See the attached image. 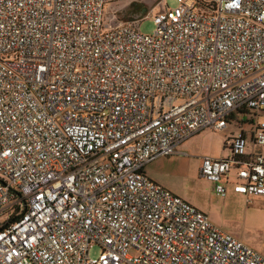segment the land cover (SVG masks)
I'll return each instance as SVG.
<instances>
[{
	"label": "built area",
	"instance_id": "obj_1",
	"mask_svg": "<svg viewBox=\"0 0 264 264\" xmlns=\"http://www.w3.org/2000/svg\"><path fill=\"white\" fill-rule=\"evenodd\" d=\"M123 1L0 0V264H264L144 173L241 122L199 176L264 197V0Z\"/></svg>",
	"mask_w": 264,
	"mask_h": 264
},
{
	"label": "rangeland",
	"instance_id": "obj_2",
	"mask_svg": "<svg viewBox=\"0 0 264 264\" xmlns=\"http://www.w3.org/2000/svg\"><path fill=\"white\" fill-rule=\"evenodd\" d=\"M163 5L174 9L178 3L177 0H164ZM150 10L157 13L162 10V6L157 5L156 0H144L117 2L107 8L109 14L114 13L117 20L124 23ZM154 30L151 17L144 19L138 26V31L143 35H151ZM261 120H264V116H261ZM187 145L183 153L164 158L171 163L160 172L165 189L205 213L221 231L253 247H264V198L246 199L232 194H227L225 198L216 196L214 185H209V181L201 178L197 172L199 158L208 157L213 150H218L215 136L210 131H204L191 138ZM98 253L99 249L93 247L91 258H96Z\"/></svg>",
	"mask_w": 264,
	"mask_h": 264
},
{
	"label": "crops",
	"instance_id": "obj_3",
	"mask_svg": "<svg viewBox=\"0 0 264 264\" xmlns=\"http://www.w3.org/2000/svg\"><path fill=\"white\" fill-rule=\"evenodd\" d=\"M250 129V126L246 123H241V122H233L232 124L228 125L226 127V129L224 130L223 133H214L211 132V134L213 133V135L216 138V147L218 148V150H213L208 157L210 158H223V157H227L228 156V151L227 149L224 148L225 145V139L227 136L229 135H239L242 133V135L244 137L247 138L248 136V131ZM204 132V131H203ZM202 133V132H201ZM199 133V134H201ZM197 134V135H199ZM196 136V135H195ZM194 137V136H193ZM192 137V138H193ZM191 139V138H190ZM188 139L186 142H184L183 144H181L178 148H177V154L179 155L180 153H183V150H185V147H187L188 145V141L190 140ZM251 143H249L250 146ZM252 146V145H251ZM252 152L257 155V154H261L264 153V150L258 146H252ZM176 154V155H177ZM168 165H171L170 161L168 160H164V158H159L157 160H155L154 162L148 164L145 168H144V173L145 175L152 180L153 182H155L156 184H158L159 186L164 187V184L161 181V177H160V172L165 169ZM201 165V158H199V161H197V172L199 175V168ZM209 185H212V183L208 182ZM227 194H232L234 196L237 197H241L242 195H238L233 193L232 188L228 187L227 189ZM227 196V195H226ZM244 197V196H243ZM245 198V197H244ZM264 198V197H262ZM247 199V198H246ZM205 214V213H204ZM208 217V216H207ZM209 218V217H208ZM210 220V219H209ZM263 224H264V218H263ZM237 240L238 237H236ZM240 242H242L244 245H246L247 247H249L250 249H252L253 251L257 252L258 254H260L262 257H264V247H260V248H256L251 246L250 244H245L242 240H239Z\"/></svg>",
	"mask_w": 264,
	"mask_h": 264
}]
</instances>
